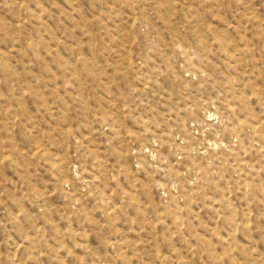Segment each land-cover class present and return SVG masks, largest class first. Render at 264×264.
Returning <instances> with one entry per match:
<instances>
[{
	"label": "rangeland",
	"instance_id": "1",
	"mask_svg": "<svg viewBox=\"0 0 264 264\" xmlns=\"http://www.w3.org/2000/svg\"><path fill=\"white\" fill-rule=\"evenodd\" d=\"M0 264H264V0H0Z\"/></svg>",
	"mask_w": 264,
	"mask_h": 264
}]
</instances>
